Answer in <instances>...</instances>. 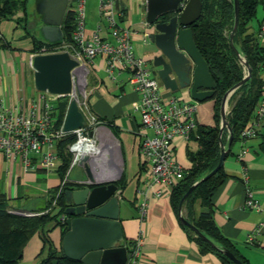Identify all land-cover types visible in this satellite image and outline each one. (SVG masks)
<instances>
[{
    "label": "crops",
    "instance_id": "obj_1",
    "mask_svg": "<svg viewBox=\"0 0 264 264\" xmlns=\"http://www.w3.org/2000/svg\"><path fill=\"white\" fill-rule=\"evenodd\" d=\"M86 2V31L90 34L100 22L99 1L85 0ZM76 4V0H27L25 11L19 10L0 20V96H9L13 102L34 101L42 96L34 87L30 63L31 56L35 53L34 44L64 42V20L69 10H75ZM117 5L124 11L122 24L133 31L136 53L150 63L151 45L147 38L144 39V34L149 31L144 22L146 0H117ZM262 23L264 16L257 19L255 26L249 25L250 31L258 32ZM260 41L264 43V37ZM104 64V57L100 56L95 58L91 66L88 74L89 101L99 117L114 125L117 135L104 121L97 136L102 145V153L90 168L98 182H115L122 175L126 178L125 187L120 194L119 210L123 239L118 244L125 246L130 252L128 242L136 243L139 240V264H221L215 253L200 252L190 233L182 226L179 213L176 214L171 206V193L151 198L147 214L140 216L138 204L142 196L137 190L142 172L140 173L138 144L140 133L152 136L153 131L142 128L140 117L134 110L137 92L131 88L126 78H121L118 82L110 81ZM260 75L264 81V70ZM161 88L165 95L193 100L185 91L171 92L162 84ZM214 115L215 100L212 97L197 102V124L214 125ZM105 141L110 145H106ZM174 142L176 158L188 168L190 161L187 151L197 150V142L184 140L180 136ZM225 148L230 151L223 165L226 177L212 195L215 222L221 232L235 242L239 254L249 264H264V225L259 228L253 244L245 242L246 235L264 218V212L244 208L246 185L253 190L254 198L264 206V124L260 125L255 136L245 141H236L229 147L227 142ZM243 149L246 152L240 157ZM78 166L85 171L82 164ZM77 175H81V171L78 170ZM69 176L66 173L67 182L85 178L82 176L70 179ZM62 181L56 170L47 172L39 168L37 171H27L22 165L0 155V195L7 197L9 207L38 209L49 196L50 190L59 186ZM26 202L32 205H26ZM50 236L56 246L61 245L59 227L53 228ZM41 248L42 241L39 234L35 233L24 247L22 259L18 263L36 264ZM127 262L128 260L125 264Z\"/></svg>",
    "mask_w": 264,
    "mask_h": 264
},
{
    "label": "built area",
    "instance_id": "obj_2",
    "mask_svg": "<svg viewBox=\"0 0 264 264\" xmlns=\"http://www.w3.org/2000/svg\"><path fill=\"white\" fill-rule=\"evenodd\" d=\"M76 1L72 41L43 45L30 59L31 63L32 57L38 53L68 51L78 61L73 71L72 91L66 95L68 103L63 120L58 127L55 126L54 104L61 96L41 92L40 98L25 102H13L9 96H0V155L22 165L27 171H37L39 168L47 172L54 171L62 162L58 150L59 141L73 135V139L66 144L71 154L67 173L85 157L86 163L91 166L102 153V145L97 136L104 122L90 104L87 76L95 58L102 56L105 60L104 70L110 81L118 82L124 73L127 74V82L138 94L134 110L140 117L142 128L153 131L152 136L140 133L138 144L141 165L145 167L137 190L142 196L138 211L143 217L147 214L149 200L171 193L184 174L185 167L176 158L174 139L178 136L184 140L190 139V133L197 126V101L164 94L161 82L154 75L148 60L136 53L133 31L122 24L124 12L117 5V0H98L100 22L90 34L86 31L85 0ZM258 37H264V23L260 26ZM145 38L147 33L144 34ZM71 98L76 99L86 124L65 131L63 124ZM228 111L226 106V115ZM262 124L264 98L257 104L255 116L241 131V141L255 136ZM245 152L243 149L240 157ZM65 181L66 178L61 185ZM244 208L264 212V206L254 198L253 190L247 185ZM10 211L33 215L20 210ZM62 219L65 220V217L62 216ZM263 225L264 218L246 235L245 242L253 244ZM139 242L136 241L127 264H139Z\"/></svg>",
    "mask_w": 264,
    "mask_h": 264
},
{
    "label": "trees",
    "instance_id": "obj_3",
    "mask_svg": "<svg viewBox=\"0 0 264 264\" xmlns=\"http://www.w3.org/2000/svg\"><path fill=\"white\" fill-rule=\"evenodd\" d=\"M26 1L0 0V18H8L19 10L25 11ZM201 1V15L191 25V28L194 41L216 82L215 92L212 96V99L215 100V123L212 126L197 124L190 133V139L197 142L198 148L195 151H187L190 166L185 168L182 178L171 191L170 203L176 214L180 211L179 203L187 189L217 165L220 143L225 145L229 140L226 128L222 132L220 129L221 100L224 94L240 82L246 74V68L242 65L230 42V32L234 25L233 0ZM259 3L264 5V0H239V20L233 36V44L248 61L252 70L250 77L235 89L228 100L229 111L226 118L232 133L230 146L236 141L242 140L241 131L254 117L256 106L263 97L264 81L260 73L264 70V43L260 41L258 32L250 31L249 26L250 21L256 17ZM74 20L75 10H69L64 20L66 42L72 41ZM53 44L55 43L35 42L33 51L39 50L43 45ZM67 103L68 98L66 96H61L55 100L54 115L56 117L55 126L57 127L63 120ZM100 119L105 121L112 132L117 135L116 128L109 120L102 117ZM72 139L73 135H69L58 143L62 162L56 171L61 181L66 176L71 160V154L68 152L66 144ZM144 170L145 167L141 165L140 173ZM225 177L224 168L221 167L209 178L198 183L183 201L181 215L196 226L217 247L230 250L244 264H249L239 254L235 242L221 232L214 219L215 208L212 203V195ZM115 184L123 189L126 184L125 176L122 175L115 181ZM68 188L69 184L65 181L62 185L60 184L50 190L49 202L55 200V204L48 211L33 215L11 212L8 205L9 200L4 194L0 195V264H17L22 259L23 250L28 240L35 233L39 234L42 241V248L37 255L36 264H83L80 260L65 256L61 245L56 246L50 236L51 230L55 227L60 228L61 238L67 230L62 216H64L66 207L64 194ZM50 223H53V226L49 228L48 224ZM182 226L190 233V237L196 242L201 253H215L221 264H236L202 235L196 234L184 224ZM128 243L131 246L128 248L132 252L135 241Z\"/></svg>",
    "mask_w": 264,
    "mask_h": 264
},
{
    "label": "water",
    "instance_id": "obj_4",
    "mask_svg": "<svg viewBox=\"0 0 264 264\" xmlns=\"http://www.w3.org/2000/svg\"><path fill=\"white\" fill-rule=\"evenodd\" d=\"M234 3V25L230 32V42L246 75L230 88L222 97L220 104L221 132H228V147L232 133L226 118V106L229 97L244 83L251 74L248 61L233 44L239 20V0ZM184 4V5H183ZM202 11L201 0H146L145 27L147 39L151 45L150 63L162 86L171 91H185L190 98L201 102L214 95L216 82L208 65L198 49L191 25L199 19ZM78 61L68 51L38 53L32 57L34 87L39 92H48L58 96L70 94L73 86V71ZM86 124L75 98H71L67 107L63 129L72 131ZM229 151L220 143V155L217 165L200 180L194 182L183 194L179 203V215L182 224L202 235L199 229L181 215L183 201L198 183L209 178L224 165ZM83 158L86 177L82 180L68 181L65 190L66 207L64 209L65 231L61 247L65 256L80 260L83 264H125L131 257L125 246L118 244L123 239V228L119 219L120 194L122 189L115 182H98L90 166ZM236 264H244L230 250L217 247Z\"/></svg>",
    "mask_w": 264,
    "mask_h": 264
},
{
    "label": "rangeland",
    "instance_id": "obj_5",
    "mask_svg": "<svg viewBox=\"0 0 264 264\" xmlns=\"http://www.w3.org/2000/svg\"><path fill=\"white\" fill-rule=\"evenodd\" d=\"M86 7H87V2L85 3V13H86ZM264 16V6H263V4L262 3H259L258 4V6H257V12H256V17L255 18H253L251 21H250V23H249V25L252 27V26H255L256 24H257V19H261L262 17ZM87 28V27H86ZM243 65V64H242ZM244 66V65H243ZM91 69V68H90ZM246 73H247V71H246ZM246 75V74H245ZM90 76H91V74L89 75V79H90ZM126 76H127V74L126 73H124L123 75H122V78H126ZM87 80H88V76H87ZM229 108V106L227 105V109ZM105 144L106 145H110V143L108 142V141H105ZM81 171V175H77V171ZM68 174H70V176H69V178L70 179H78V177H82V176H85L86 177V173H85V171H83V169L80 167V166H78V165H76L75 167H73L72 169H70V171H69V173ZM76 177V178H75ZM27 204H29V205H32L31 203H27L26 202V205ZM55 204V200L53 201V202H49V196L46 198V199H44V202H43V204L40 206L39 205V207H38V209H35V210H32V209H20V208H18V207H9V210H20V211H22V212H27V213H35V214H37V213H42V212H46V211H48V209H50V207H52L53 205ZM36 205V204H35ZM36 206H38V205H36ZM35 206V207H36ZM42 210V211H41ZM53 223H50V224H48V227H50L51 225H52ZM17 264H19V263H17ZM21 264V263H20Z\"/></svg>",
    "mask_w": 264,
    "mask_h": 264
},
{
    "label": "flooded vegetation",
    "instance_id": "obj_6",
    "mask_svg": "<svg viewBox=\"0 0 264 264\" xmlns=\"http://www.w3.org/2000/svg\"><path fill=\"white\" fill-rule=\"evenodd\" d=\"M150 66H151V69H152V71H153L154 75H156L155 69L153 68V66H152V64H151V63H150Z\"/></svg>",
    "mask_w": 264,
    "mask_h": 264
},
{
    "label": "bare ground",
    "instance_id": "obj_7",
    "mask_svg": "<svg viewBox=\"0 0 264 264\" xmlns=\"http://www.w3.org/2000/svg\"><path fill=\"white\" fill-rule=\"evenodd\" d=\"M50 96H52V95H54V94H51V93H48ZM100 154H101V152H100ZM98 157H100V155H98Z\"/></svg>",
    "mask_w": 264,
    "mask_h": 264
}]
</instances>
